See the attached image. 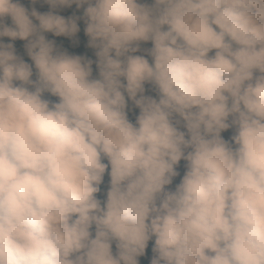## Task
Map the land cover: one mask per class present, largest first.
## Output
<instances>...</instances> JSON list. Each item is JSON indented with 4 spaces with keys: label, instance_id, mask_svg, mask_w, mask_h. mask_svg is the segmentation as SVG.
<instances>
[{
    "label": "clouds",
    "instance_id": "clouds-1",
    "mask_svg": "<svg viewBox=\"0 0 264 264\" xmlns=\"http://www.w3.org/2000/svg\"><path fill=\"white\" fill-rule=\"evenodd\" d=\"M43 2L0 0V264H264V0Z\"/></svg>",
    "mask_w": 264,
    "mask_h": 264
},
{
    "label": "trees",
    "instance_id": "trees-1",
    "mask_svg": "<svg viewBox=\"0 0 264 264\" xmlns=\"http://www.w3.org/2000/svg\"><path fill=\"white\" fill-rule=\"evenodd\" d=\"M20 2L23 4L24 7L28 8L29 11L35 7L38 12L44 13L49 10H51V6L44 3L43 0H38L36 4H31L30 0H20ZM141 3H146L148 5H151L152 0H140ZM56 13L59 15L64 16L65 18L71 17V16H77V17H82L83 16V9H78L76 8V5H71L70 7H58L56 10ZM5 22L10 24L11 20L10 18H5ZM34 23H38L37 21L34 20ZM78 27H79V32L76 33L75 36L73 37H65V36H53L51 33H45V36L47 39L54 40L56 43V46L62 50L66 51L70 55H78L82 56L86 59H91L93 61L92 64V75L94 78L98 77V69L96 66V56H95V49L90 48L88 46V37L84 32L85 24L83 19H79L77 21ZM5 43H13L14 47L16 49V54L20 56L26 63H29L30 65L32 64L30 58L27 56L25 50H24V44L26 43L25 41H21L19 39L15 41H11L9 38L5 37L3 38ZM212 53H210L211 55ZM34 76L33 79H35V68H33ZM145 95H150L156 98V92L154 88L150 84L145 85ZM45 98L49 99L50 101L56 102L57 98L52 97L49 94H45ZM126 101H127V114L130 115L128 118L131 122H135V117L139 114V109L135 107V105L132 103L131 100L127 99L126 96ZM182 129V128H181ZM106 163V161H104ZM178 179L177 177L173 178V181H176ZM108 184L106 183V179L103 180V183L100 185L101 191L100 193L97 194V198L103 199L105 198V193L107 190ZM152 246H153V240H150L148 242V246L145 249V254L143 256L138 257V264H150V260L152 258ZM116 252H113L115 255Z\"/></svg>",
    "mask_w": 264,
    "mask_h": 264
},
{
    "label": "rangeland",
    "instance_id": "rangeland-1",
    "mask_svg": "<svg viewBox=\"0 0 264 264\" xmlns=\"http://www.w3.org/2000/svg\"><path fill=\"white\" fill-rule=\"evenodd\" d=\"M86 7V6H84ZM77 8V7H76ZM80 9H83V7H81ZM151 42H141L140 43V48H141V51L137 52V53H134V55H144L145 58L149 59V62L151 63V57L147 56V53L145 51H143L144 49H149L151 48ZM130 115H128L129 117ZM181 130H184L183 128ZM233 134V129L230 128L224 132L221 133L222 137L226 140H229L231 135ZM184 164H185V161L181 160L179 165H177V171L179 173L178 175V179L176 181H173V183L169 186H167L169 189H174L175 188V185L179 183L181 177L183 176L184 174ZM104 179H106V183L108 184V180H109V177H108V174H107V170H106V173H105V176H104ZM112 250L113 252H116V248H115V243H113V246H112ZM145 254V253H144Z\"/></svg>",
    "mask_w": 264,
    "mask_h": 264
}]
</instances>
